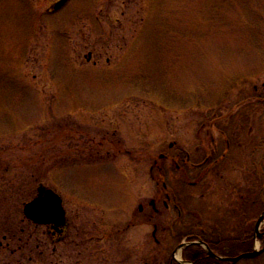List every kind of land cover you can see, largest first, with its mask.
<instances>
[{
	"label": "rangeland",
	"instance_id": "obj_1",
	"mask_svg": "<svg viewBox=\"0 0 264 264\" xmlns=\"http://www.w3.org/2000/svg\"><path fill=\"white\" fill-rule=\"evenodd\" d=\"M57 1L0 0V227L30 224L24 205L43 185L62 195L69 233L56 252L36 234L15 253L4 242L0 264H170L173 206L119 229L164 193L151 169L162 153L186 149L201 162L213 138L225 151V129L233 142L219 171L197 187L195 174H169L167 192L193 230H253L263 211L250 140L254 160L264 156V0H69L54 11ZM239 111H256L255 136L222 118ZM250 192L255 206L240 207ZM237 264H264V252Z\"/></svg>",
	"mask_w": 264,
	"mask_h": 264
},
{
	"label": "flooded vegetation",
	"instance_id": "obj_2",
	"mask_svg": "<svg viewBox=\"0 0 264 264\" xmlns=\"http://www.w3.org/2000/svg\"><path fill=\"white\" fill-rule=\"evenodd\" d=\"M90 57V56H89ZM262 101V99H261ZM223 120H227L228 124L231 125V123L236 126L235 129H238V131H246V128H249V135L255 136V133L253 132L254 125L256 123V111H239L236 114H233L232 112H229L226 114ZM220 118L214 119V121L211 123L210 127H216L217 126V121H219ZM236 119L237 122L236 123ZM235 121V123H234ZM205 127V126H203ZM234 129V131H235ZM209 133V131H208ZM237 135V133H235ZM221 135L226 137V147L225 151H222L217 145L216 138H213L214 141L211 142L210 145H208L205 149V158L201 162H193L192 160V152L188 151L186 149H176V142H171L170 143V150H175V155H170V154H164L162 153L159 156V159H156L154 161V166L151 167V169H157L158 173L156 175H153V178L157 179V185H160L162 183L163 186V192L164 193H158V195L154 198H150L149 201L146 203H139L138 206L132 208V213L130 215V218L125 222L126 224L124 225L123 229H119L122 233H125L128 231L131 227H134L139 224L140 221V214L146 213V215L149 217V220L154 219L155 217L159 216L162 214V210L158 207V204L163 203L164 207L166 210H170L173 206V209L178 213V220L180 227L176 229L175 235H174V240L177 245H180L181 243H189L192 242L189 240L190 237L196 236V240L198 241H210L212 243H219V241H229L235 238H240L241 236L238 237H227V238H220V235H216L217 233H207L206 229L201 228L199 230H193L191 227V224H185L182 222L183 220V209L181 205L179 204L178 198L176 195H172L171 193L167 192L169 190V185L166 182V177L169 174L172 173H179L182 175L184 180L191 179V176L193 174L196 175L197 180L194 181H189L190 186L192 187H197L200 183L205 182L207 175L210 173L212 167L215 168V170H218V167L222 160L225 158V155L227 154L228 151L231 150L232 147V142L233 140L230 139V130H222ZM235 135V137H236ZM228 136V137H227ZM251 142V157H253V169L251 170L252 177L256 178L257 175H261L262 172V167L261 165L264 164V156H261L259 159L254 160L256 152L258 150V145L255 143V137L250 140ZM264 142V141H263ZM115 144V143H114ZM121 150V149H120ZM171 161V164H163L162 161ZM173 167V170L171 169ZM257 170V172H256ZM41 187V186H40ZM38 187V193L39 189ZM233 189L238 190L239 187H235ZM165 197V198H164ZM248 199L246 200V198ZM246 200V202H244ZM239 206L240 207H254L256 200L250 198V193L249 194H240L238 198ZM151 208L153 212H150L149 209ZM239 208V207H238ZM28 222L30 224L26 226H10L9 228H4L0 227L1 230L4 232L3 235L1 236L0 244L1 246L3 245L4 242H6V245L10 247V245L14 244V247L11 249L12 253L17 252L18 250H21L23 248H26L27 244H29V241L33 238V235L36 234V238L40 240L38 243V246L42 244H46L47 239L49 238L51 240V243L55 245L54 251H58L57 244L65 241V239L68 236L69 233V219L66 211V223L62 228H56L54 224H44V223H36L33 220L29 219L26 217ZM136 220V222H135ZM138 221V222H137ZM5 225V224H4ZM158 231V226L155 225L154 231H153V236L154 239L159 243V240L156 238V234ZM187 234L185 235L181 241L179 242V236L182 235V233ZM255 231V228L253 230H245L242 233V236L245 235L247 232ZM39 233V235H38ZM110 236L107 234L105 231L103 235L100 237V239H108ZM255 238V235H254ZM207 243V242H206ZM208 244V243H207ZM16 245V246H15ZM209 245V244H208ZM210 246V245H209ZM188 247V246H187ZM185 247L182 252H181V259L177 258L175 255L171 259L170 264H185V261H190L187 260L184 257V250L187 248ZM213 250V249H212ZM216 252V251H215ZM43 253V250L41 251ZM217 253V252H216ZM219 254V253H218ZM220 255V254H219ZM224 256V255H221ZM224 257H234V256H224Z\"/></svg>",
	"mask_w": 264,
	"mask_h": 264
},
{
	"label": "water",
	"instance_id": "obj_3",
	"mask_svg": "<svg viewBox=\"0 0 264 264\" xmlns=\"http://www.w3.org/2000/svg\"><path fill=\"white\" fill-rule=\"evenodd\" d=\"M68 0H59L53 5V10H58ZM91 56V54H90ZM24 213L29 218L35 221L36 223L44 224H54L56 228H62L66 223V211L63 207V201L59 194L53 191L50 188L41 186L39 189V195L34 198L32 201L28 202L24 206ZM264 224V213H262L256 223V235L261 237L263 233L260 231L261 226ZM193 243H198L206 248L210 256L224 261H229L232 263H237L244 258H251L259 256L263 251L255 249L251 252L242 253L235 257H222L216 254L208 244L203 241H195L188 244H182L179 247L183 248L185 245H190ZM195 264V263H192Z\"/></svg>",
	"mask_w": 264,
	"mask_h": 264
},
{
	"label": "trees",
	"instance_id": "obj_4",
	"mask_svg": "<svg viewBox=\"0 0 264 264\" xmlns=\"http://www.w3.org/2000/svg\"><path fill=\"white\" fill-rule=\"evenodd\" d=\"M262 102H264V99H262ZM262 172L258 179L261 180L260 184V190H259V199L262 200V210H264V164L261 165ZM250 198L252 199V195L250 192ZM248 197L246 198V200ZM246 200L244 202H246ZM256 203V202H255ZM187 234L182 233V235L179 236V242L181 239ZM190 241L196 240V236H192L189 238ZM210 247L219 253L220 255L224 256H235L239 253L246 252V251H252L255 246V238H254V231H249L245 235L241 236L240 238H235L229 241H219V243H212L209 240L206 241ZM184 257L187 260L193 261L196 264H231L226 261L218 260L215 258H212L207 251L200 245L194 244L188 246L184 250Z\"/></svg>",
	"mask_w": 264,
	"mask_h": 264
},
{
	"label": "bare ground",
	"instance_id": "obj_5",
	"mask_svg": "<svg viewBox=\"0 0 264 264\" xmlns=\"http://www.w3.org/2000/svg\"><path fill=\"white\" fill-rule=\"evenodd\" d=\"M178 257H180V254L178 253V255H177Z\"/></svg>",
	"mask_w": 264,
	"mask_h": 264
}]
</instances>
